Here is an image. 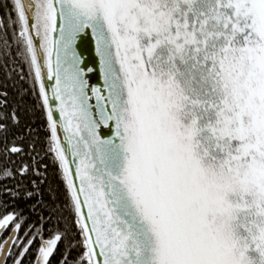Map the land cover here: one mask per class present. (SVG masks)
<instances>
[{
    "label": "snow or ice",
    "instance_id": "6c2138e0",
    "mask_svg": "<svg viewBox=\"0 0 264 264\" xmlns=\"http://www.w3.org/2000/svg\"><path fill=\"white\" fill-rule=\"evenodd\" d=\"M4 8L0 29L5 37L11 29L38 87L45 157L63 187L34 161L40 179L27 195L43 196L48 184L55 227L41 217L20 236L22 212L3 215L0 232L10 234L0 253L13 264L33 250L36 264L56 255L58 264H264V0ZM85 36L103 88L85 79L77 52ZM101 125L113 134L102 138Z\"/></svg>",
    "mask_w": 264,
    "mask_h": 264
},
{
    "label": "trees",
    "instance_id": "16d2710c",
    "mask_svg": "<svg viewBox=\"0 0 264 264\" xmlns=\"http://www.w3.org/2000/svg\"><path fill=\"white\" fill-rule=\"evenodd\" d=\"M5 4H10V0H0V17L7 11ZM5 39L8 40L10 48H5ZM29 71L24 58L17 54V45L13 42L11 29L6 37L3 29H0V218L6 214L22 212L27 223L20 236L33 225L39 227L38 221L41 217L48 228H54L56 223L55 220L48 223L50 193L47 183L41 185L44 189L43 196L37 194L33 198L27 195L30 191H36L33 181L40 179L34 175V161L42 159L43 163L48 165L46 175L48 183L53 187L59 185L60 180L53 166L52 154L49 153L45 157L46 117L41 108L42 101L38 98V87L33 91ZM13 147L21 151L12 152ZM25 167H29V172L23 171ZM5 169L10 175L4 174ZM40 171H44L42 166ZM67 215L65 211V216ZM9 234L10 232L5 233L3 239ZM17 250L18 247L13 245L11 252L15 253ZM72 255L76 256L78 253L74 252ZM14 258V255H9L6 264H13ZM35 258L36 253L33 250L32 254L23 260V264H35ZM60 259L61 257L56 255L51 264H58Z\"/></svg>",
    "mask_w": 264,
    "mask_h": 264
},
{
    "label": "bare ground",
    "instance_id": "6f19581e",
    "mask_svg": "<svg viewBox=\"0 0 264 264\" xmlns=\"http://www.w3.org/2000/svg\"><path fill=\"white\" fill-rule=\"evenodd\" d=\"M83 40V43H81L80 41L77 42V52L80 54V58L83 61L81 67L84 69L85 79L88 81V85L90 88H103L104 78L100 70L99 57L95 52L94 41L90 36H85ZM88 69H92V71H88ZM90 102L95 105L94 98ZM93 110L95 111V109ZM100 131L102 134V138H108L113 134V132L109 128H106L103 125H101Z\"/></svg>",
    "mask_w": 264,
    "mask_h": 264
},
{
    "label": "water",
    "instance_id": "95a60500",
    "mask_svg": "<svg viewBox=\"0 0 264 264\" xmlns=\"http://www.w3.org/2000/svg\"><path fill=\"white\" fill-rule=\"evenodd\" d=\"M5 232H0V239L4 235ZM13 239H16V237H13ZM9 249L11 250L13 245H8ZM9 258L8 253H0V264H6ZM36 264V262H35Z\"/></svg>",
    "mask_w": 264,
    "mask_h": 264
},
{
    "label": "rangeland",
    "instance_id": "374dc122",
    "mask_svg": "<svg viewBox=\"0 0 264 264\" xmlns=\"http://www.w3.org/2000/svg\"><path fill=\"white\" fill-rule=\"evenodd\" d=\"M45 83H46V88L49 92V96L51 97V87H52L54 81H47V79L45 78ZM60 136H61V139L63 140L64 133L62 132V130L60 131Z\"/></svg>",
    "mask_w": 264,
    "mask_h": 264
},
{
    "label": "flooded vegetation",
    "instance_id": "af4514ba",
    "mask_svg": "<svg viewBox=\"0 0 264 264\" xmlns=\"http://www.w3.org/2000/svg\"><path fill=\"white\" fill-rule=\"evenodd\" d=\"M5 234V233H4ZM2 239H3V236L1 237V239H0V242H2ZM4 239H6V238H4ZM12 250V249H11Z\"/></svg>",
    "mask_w": 264,
    "mask_h": 264
}]
</instances>
